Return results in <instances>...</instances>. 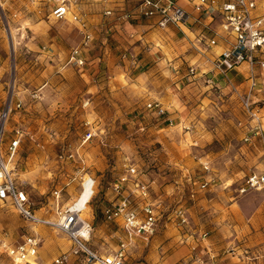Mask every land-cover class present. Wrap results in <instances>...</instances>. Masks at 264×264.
<instances>
[{
    "label": "rangeland",
    "instance_id": "1",
    "mask_svg": "<svg viewBox=\"0 0 264 264\" xmlns=\"http://www.w3.org/2000/svg\"><path fill=\"white\" fill-rule=\"evenodd\" d=\"M49 1L0 0V104L12 89L23 104L10 120L4 142L18 125L27 133L14 177L28 193L37 214L51 220L57 217L52 190L65 174L77 170V164L70 161L63 168L54 163L58 145L48 141L43 130L48 128L58 136V144H70L86 159L79 174L86 179L83 189L80 191L77 183L64 188L59 205L77 204L83 218L92 223L91 250L105 254L116 249L117 237L108 231L101 207L106 195H111V183L127 164L136 165L152 183L153 196L161 205L156 234L146 245L126 252L125 264H211L205 246L215 254L213 264H240L238 255L242 251L237 246L246 236L251 239L247 247L262 248L264 219H255L257 210L264 207V188L246 194H240L238 188L249 173H264V141L258 142L257 148L243 141L244 126L250 119L239 93L227 86L216 88L202 79L186 90L176 88L180 99L175 98L177 116L170 110L164 116L152 114L145 106L154 98V89H148L152 88L150 77H138L137 71L118 73L116 86L110 87L101 62L97 73L86 70L85 75L65 65L63 52L80 37L69 21L47 17ZM259 98L257 112L264 127V89ZM88 99L89 105L83 108L82 103ZM91 128L102 131L101 140L95 138L81 145L82 136ZM39 144H44V149ZM205 159L216 179L208 189L217 187L206 194H212L215 203L181 224L179 240L178 234L172 233V210L188 199L191 188L180 179L181 166L187 165L197 173L196 167ZM87 178L95 181L94 187ZM166 185L169 188L165 190ZM93 188L96 196L86 205ZM233 196L240 203L235 211H229V198ZM234 214L244 226L253 219L254 227L242 230L235 226L231 218ZM166 231L171 234L164 238ZM33 233L41 238L37 261L41 264L70 251V241L64 234L47 226H30L10 203L0 202V264H13L2 241L14 243ZM202 233H206L203 239ZM213 234L215 245H222L218 253L210 242ZM162 238V244L171 243L163 249L150 245L151 239ZM174 251L179 252L177 259L167 260ZM74 259L71 257L67 264H82Z\"/></svg>",
    "mask_w": 264,
    "mask_h": 264
},
{
    "label": "built area",
    "instance_id": "2",
    "mask_svg": "<svg viewBox=\"0 0 264 264\" xmlns=\"http://www.w3.org/2000/svg\"><path fill=\"white\" fill-rule=\"evenodd\" d=\"M106 0H50L47 17L56 21H69L75 27L79 35V41L73 45L67 53L65 65L81 68L86 64L85 53L96 45L94 25L86 17L84 6L87 3H101ZM122 0L121 11L108 8L103 15L113 22L131 23L137 18H157L159 27L175 25L177 27L193 26L195 22L204 23L210 36L202 32L199 39L206 41V47L217 45L221 37L225 47L213 58L206 59L210 62L209 69L200 71L190 66L188 73L195 76L198 72L204 82L220 88L222 83L231 87V72L242 64L247 68V86L243 93H239L242 108L250 119L244 126L243 141L251 144L255 138L264 140V128L260 123V116L256 104L261 100L259 94L264 89V14H256V0ZM127 7V8H125ZM189 9H188V8ZM215 23V24H214ZM214 25V26H212ZM131 35V34H130ZM46 47L44 46L43 49ZM123 58H132V53L125 52ZM236 91V90H235ZM89 105V99L82 103L85 108ZM148 111L157 116L166 114L165 107L158 101H149L145 104ZM23 108L21 100L15 98L12 89L0 104V202L10 203L19 216L30 226H47L64 234L70 241V251L62 252L53 257L48 264H67L71 257L82 264H125L126 252L136 248L137 242H148L157 232L160 211L159 202L151 200L152 185L134 164H127L124 171L111 183L110 191L112 200L102 208L104 222L113 223L123 231L124 236L118 237L116 249L113 252L101 254L89 248L88 243L93 231L92 223L80 217L79 212L72 211L70 207L59 205L62 199V191L72 183H77L80 191L86 179L79 175L84 169L85 157L79 154L77 148L70 144H58V136L50 129H45L50 143L58 145L54 155V163L62 168L67 163L77 164V170L71 174H65L61 183L55 184L52 190L53 201L56 205L57 217L54 220L43 215H38L28 193L15 181V164L19 155V149L23 138L27 135L21 127L12 129V136L4 142V136L11 119ZM88 123V122H87ZM102 131L89 129L83 136L81 145L89 140L100 139ZM34 136L29 135L32 140ZM62 142V141H61ZM40 145V144H39ZM40 147L44 149L45 145ZM205 171L204 179L188 177L190 196L198 190H204L214 181V176L209 174L208 163L202 164ZM92 186L95 181L92 178ZM264 188V174L249 173L238 188L240 194L251 190ZM93 192L87 201V205L95 197ZM173 215L179 224H186L188 217L184 207L174 210ZM202 239L206 233H202ZM41 238L36 234H25L20 241L11 243L2 241V248L13 264H41L38 261ZM211 264L215 258L206 246ZM240 264H264V245L260 249L245 248L238 255Z\"/></svg>",
    "mask_w": 264,
    "mask_h": 264
},
{
    "label": "crops",
    "instance_id": "3",
    "mask_svg": "<svg viewBox=\"0 0 264 264\" xmlns=\"http://www.w3.org/2000/svg\"><path fill=\"white\" fill-rule=\"evenodd\" d=\"M178 2L181 5H184L183 0H179ZM256 2L257 7L255 13L264 14V0H256ZM122 6V0H106L101 3L85 4L84 12L86 13L87 20L92 25H94L96 45L89 52L85 53L86 60H90L88 62L89 67L84 65L83 67L78 68V72H81L82 75H85L87 70V72L89 71L95 74L98 72V67L101 62L103 66L106 67V72L109 76L108 84L110 87H113L116 86L117 82L114 81V79L118 76V73L127 74L129 72L137 71L138 77H150L149 82L152 88L149 87L148 89L149 91L150 89H154L155 91L154 98L151 99V101L160 102L165 107L166 113H168L170 110L174 113L173 116H177L178 113L175 109V98H177L179 91L176 88L180 90H186L188 87L198 84L203 79L201 76H199L198 72L195 76H190L188 73V68L192 66L195 67L197 71H200V69H209L210 62L205 60L213 58L220 51H222L225 47V43L223 39L219 37L216 46L207 48L205 39H199V33L202 31H204L203 33L207 36H210L209 30L205 29L204 26V23H207L208 20H205L204 23L201 24L195 22L193 23V26H190V28L177 27L175 25H168L167 27L162 28L156 24L157 18H137L131 23L122 24L119 22H113L110 18L103 15L104 9L112 8L116 11H121L123 8ZM125 52L132 53V55L135 56V64H133L134 62L132 58L130 59L122 57ZM67 53L68 50L67 52H63L64 62L66 60ZM59 55L60 52H57L56 57L58 58ZM247 75L248 72L245 64H242L234 69L230 74L232 82L231 88L235 89L237 93H243L245 90L242 92L241 90L244 89L248 83L246 80ZM221 86L226 85L222 83ZM176 90L178 92L173 94L172 92H175ZM177 99L180 101L179 98ZM151 113L154 114L153 112ZM261 120L262 119L260 118V123ZM243 136L244 133L242 134V139ZM260 141L261 140L259 138H255L251 144H246L257 148V143ZM203 163H208V161L205 159L200 163L199 166L196 167L198 169L197 173H194V171L191 170L187 165L181 166L182 176L180 179L182 180L183 178L187 184L188 177H193L199 179V181H202L205 176V171L202 167ZM209 174L211 175L210 171ZM215 181L216 179L214 178V181L209 185L214 184ZM208 187L204 190L196 191L194 197H191L188 192V201H184L182 204L173 209L172 215L174 210L179 207H184L188 219L190 217L195 219L201 208L212 207L215 203L214 197L212 198V194L207 195L206 193H210V191L217 189V187L213 186L211 189H208ZM167 188H169V185H166L164 189L166 190ZM229 199H231V202L228 204L229 211H235V206H239L240 200H236V196H233ZM110 200H112V194L110 196L108 195V197L106 195V200L102 201H106V205ZM151 200L155 201L156 203H161L158 198L153 196V193L151 195ZM105 205H103V207ZM160 205L161 204H159V211ZM103 207H101V213ZM173 218L174 223L171 224V227L174 228V230L172 233L175 232V234H178L177 237L180 240L182 237L180 234V231H182L181 224H179L174 215ZM231 218L234 225L240 227L242 230H250L251 227H254L253 219H248L249 222L244 226V223H239V219L236 214L231 215ZM262 219H264V207L260 211L257 210V216L255 220L259 222ZM106 227L113 236L116 235L117 238L124 236L123 231H121V229L115 224L107 223ZM114 227H117V229L115 230ZM165 234L166 235H164V238L167 237V234H171V232L166 231ZM185 236L186 235H183V238ZM215 239L216 234H213L210 242L213 250L218 253V249L221 248L222 245H215ZM242 240V244H238L237 246V249L240 251H243L245 248H247L251 241L249 236H246L245 238L242 237ZM147 243L148 242L142 243L139 241L137 242L138 245L136 248L142 244L146 245ZM162 243L163 238L151 239L150 245L156 248L161 247L163 249L168 246L171 241L165 244ZM178 256L179 252L177 253V251H174L168 255L167 260L174 262ZM220 260H223V258ZM208 263L209 262H207V264Z\"/></svg>",
    "mask_w": 264,
    "mask_h": 264
},
{
    "label": "bare ground",
    "instance_id": "4",
    "mask_svg": "<svg viewBox=\"0 0 264 264\" xmlns=\"http://www.w3.org/2000/svg\"><path fill=\"white\" fill-rule=\"evenodd\" d=\"M86 205H87V202H86ZM66 207H70V209L72 211L79 212L78 214L80 215V217L83 218V216H82V209L77 204L66 205ZM93 264H97V263L94 262Z\"/></svg>",
    "mask_w": 264,
    "mask_h": 264
}]
</instances>
